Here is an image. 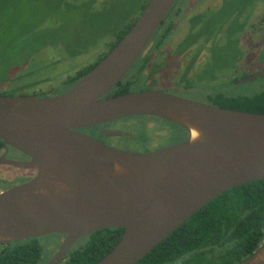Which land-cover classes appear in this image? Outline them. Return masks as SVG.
<instances>
[{"label":"water","instance_id":"obj_1","mask_svg":"<svg viewBox=\"0 0 264 264\" xmlns=\"http://www.w3.org/2000/svg\"><path fill=\"white\" fill-rule=\"evenodd\" d=\"M176 1L148 0L126 33L66 92L0 96V141L28 158L0 156V165L31 172L28 181L0 191V244L61 235L44 263L58 264L77 240L122 228L95 264H135L222 192L264 179V113L159 90L107 93L151 46ZM263 76L264 68L234 83ZM132 116L167 121L186 137L138 153L77 131ZM237 264H264V243Z\"/></svg>","mask_w":264,"mask_h":264},{"label":"rangeland","instance_id":"obj_2","mask_svg":"<svg viewBox=\"0 0 264 264\" xmlns=\"http://www.w3.org/2000/svg\"><path fill=\"white\" fill-rule=\"evenodd\" d=\"M128 1L125 4L126 12L128 15L129 12L136 14L135 11H138L141 0ZM220 1L221 3L225 1L224 6L227 5L226 3L232 5L231 12L234 13L231 14L226 7L223 9L221 15H224V20L227 21L221 29L223 33H219L221 36L218 35V41L203 48L204 57L223 67L221 75L227 74L233 79L240 80L244 74L236 73L237 63L242 67L253 62L254 65L251 64L253 67L249 68L252 74L264 68V49L261 48L264 44V20L260 22L264 0H250L249 6L246 5L247 3L243 4L242 0ZM220 1L211 0L212 4L205 6H201L202 2L196 6L193 4L186 6L185 2L177 5L182 9L181 17H176L179 24L170 39L166 40H180V36L197 20H187L185 17L196 14L199 9H216L220 6ZM108 4L106 0H95L93 4L91 0H0V96H56L66 92L68 87L62 82L96 60L114 39V34L102 33V30H106L107 22L110 21L109 7H106ZM189 9L190 11H187ZM247 9L249 13L254 9L257 10L253 31L247 30V26L241 31L242 20L245 18L241 20L239 14ZM121 25H124L123 20ZM196 25V31H208L205 23L198 20ZM94 26H98L94 29L98 38L92 36ZM42 32L46 33L43 48L41 41L33 38L34 35L40 36ZM80 34H83L81 37L94 41V46L89 49H79L78 46L85 44L72 41ZM186 36V43L193 41L195 37L189 33ZM156 57L157 54L154 55V58ZM141 85V82L137 83L132 87V91L138 90ZM237 86L240 91L251 93L264 86V76ZM239 88L228 89V92L236 93ZM174 94L187 100L205 102L204 93L184 90L176 91ZM142 119L143 117H130L113 121L109 126L135 134L143 126ZM159 123L165 127V133L158 139L159 141H156L158 147L179 141L181 130L167 122ZM145 126L147 129L159 131V128L154 126V122H149ZM116 143L136 146L127 143L124 138H117ZM30 176L29 171H21L10 166L0 167V188L20 184ZM59 241V236L52 235L41 239L46 261L51 258Z\"/></svg>","mask_w":264,"mask_h":264},{"label":"trees","instance_id":"obj_3","mask_svg":"<svg viewBox=\"0 0 264 264\" xmlns=\"http://www.w3.org/2000/svg\"><path fill=\"white\" fill-rule=\"evenodd\" d=\"M94 1L91 0V3L93 4ZM106 1L109 2L106 7H109L110 21L107 22L106 30H102V33L114 34L113 41L105 51L107 53L131 27L148 0H141L138 11H135L137 13L129 12V15L125 5L128 0ZM241 2L247 3L246 5L251 3L250 0ZM173 8L174 6L170 11ZM121 19L124 25H121ZM96 27L98 26L92 29L93 38L96 37L94 32ZM160 27L162 31L157 42L165 39L171 25L163 20ZM45 34L42 32L40 36L33 37L41 41L42 48ZM81 35L83 34L78 35L72 42L85 44L78 46L79 49L92 48L94 41ZM105 52L89 65L67 77L62 83L70 88L104 57ZM142 55L136 63L139 67L143 65L138 63L141 62ZM127 75L112 88V95L132 91L139 76L135 73L127 78ZM235 88L239 86H235L233 90ZM237 91L236 93L225 89L213 91L208 96V103L227 109L264 113V86L251 93H244L240 88ZM3 146L0 141V151ZM122 233V228H109L91 233L78 240L58 264H95L113 248ZM44 237L0 244V264H44L46 260L41 244V239ZM262 243H264V179L247 182L222 192L192 214L135 264H237L252 254Z\"/></svg>","mask_w":264,"mask_h":264},{"label":"flooded vegetation","instance_id":"obj_4","mask_svg":"<svg viewBox=\"0 0 264 264\" xmlns=\"http://www.w3.org/2000/svg\"><path fill=\"white\" fill-rule=\"evenodd\" d=\"M184 2L186 6L188 5L191 6L192 4L196 6V5H199V3L201 2L203 3L201 6L208 5L209 3L212 4L211 0H177L176 3L174 4V8L172 9V11H170L168 16L164 19L166 20L167 24L171 25V28L167 36L165 37V39L162 42H157V38L162 31V27H160L161 31L158 34L157 38L152 42L151 46L142 55L141 62H138V63H143V65L139 67V64H136L139 58L138 57L136 62H134V64L126 72L125 75L128 74L127 78L128 76H133L135 73L137 76H139L138 78L139 80H137V83L141 82L142 85L136 91L159 90V91L167 92L174 96H177L174 94L176 91L186 90L188 92H200L201 94L204 93L205 102L203 103L209 104L207 99H208L209 94H211L213 91H217V90L223 91V89L227 91L228 89L233 90L235 85L236 86L238 85L234 83L237 80L233 79L232 76H228L227 74L221 75L223 73V67H219L217 66V64L211 62L210 60H207V58L204 57V51H203V48L206 45L208 46L210 43H215L216 41H218L219 37L221 36L219 35V33L222 32L221 29H223V26L226 25V22H227L226 20H224V15H221V12L223 11L225 7L228 8L229 11L231 12L232 5H230L229 3H226L227 5L224 6L225 1L224 3H221L220 1L219 2L220 6L216 9H210V8H205L203 10L199 9V12H197L194 15H190L188 17L183 16L187 20H191V19L193 21H195V19L197 20L194 23H192L190 27H188L186 33H183L180 36L181 37L180 40H177V41L166 40L167 38L170 39L171 34L176 30V27L179 24L176 21V17L177 18L181 17L182 9L180 7H177V5H179L180 3H184ZM187 11H190V9ZM255 11L257 12V10L254 9L253 12L251 11L249 13V9H247L244 11L242 10L240 12L239 15L241 17V20L245 18L242 20L243 24L241 26V31L243 29H246V26H247V30L253 31L252 28L255 24V18H256ZM262 11H263L262 12L263 14L261 13L262 16H261L260 22L264 20V10ZM233 13L234 12H231V14ZM198 20L201 23H205L208 26L207 32L196 31L197 30L196 23L198 24ZM188 33L195 35V37L193 41H189L186 43L185 38L187 39L186 34ZM228 35L230 37L231 35L230 30H229ZM261 48L264 49V44L261 45ZM155 54H157L156 58H154ZM251 64H253V62ZM251 64L248 63L247 65L241 67V64L238 65L237 63V68L235 69L236 73H241V75L244 74L242 76L243 78L251 75L253 73L252 70H249V68L253 67L251 66ZM136 70H138V73L136 72ZM256 72H258V70ZM224 76L226 77L223 78ZM241 84H244V83H241ZM112 88L107 92L108 94H112L111 92ZM132 117H143L142 119L143 126H141L138 133H135V134L129 133L123 130L122 128H118V127L111 128L109 124L113 121L105 123V124L97 125V126L78 129L77 131L89 137L96 138L100 142H102L104 145H107L109 147L119 149V150L130 151V152L145 153V152H150V151H154V150H158V149L170 146V145H165L162 147H158L157 142H156V141H159L158 139L162 137V135H164L165 133V127H163V125L159 122L164 123L167 121L161 120L159 118L151 117V116H132ZM127 118H130V117H127ZM127 118H122L118 120H123ZM118 120H114V121H118ZM149 122H154V126L158 127L159 131L156 132V130L154 129H147L145 124ZM169 124L173 125L172 123H169ZM104 130H118L122 132V134L118 136H105L102 134V131ZM124 133H127L128 136L124 135ZM179 136H180L179 141H176L175 143H178L184 140L186 137V133L183 130H181L179 132ZM117 138H124L127 143L131 145H136V146H129V145L123 146L122 144H117L116 143ZM10 154H12L13 156H9ZM0 156H4V158L6 159L16 160V161H25L28 159L22 153L14 150L11 147H7L5 145L0 151ZM5 166H8V165H0V167H5ZM20 170L29 171V170H24V169H20ZM29 179L30 177L27 178L26 180H23V182L28 181ZM13 186H9L7 188H10ZM7 188H4V189L0 188V191L5 190ZM59 237H60L59 244L58 246H56V250L54 251L52 256L55 254L59 245L62 242L63 236L59 235ZM76 242L70 245L64 257L67 255L70 249L76 244Z\"/></svg>","mask_w":264,"mask_h":264}]
</instances>
